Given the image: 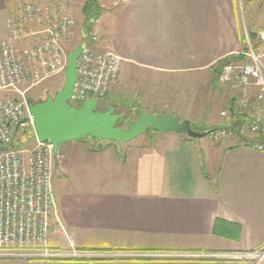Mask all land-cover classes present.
I'll list each match as a JSON object with an SVG mask.
<instances>
[{"label": "crops", "instance_id": "crops-1", "mask_svg": "<svg viewBox=\"0 0 264 264\" xmlns=\"http://www.w3.org/2000/svg\"><path fill=\"white\" fill-rule=\"evenodd\" d=\"M252 2L113 0L112 13L104 14L100 30L113 39L115 55L135 71L179 78L183 90L192 83L193 101L187 102L194 109L201 101V71L211 67L214 72L223 58L247 53L242 29L250 20ZM10 10L9 0H0V37L6 33ZM122 45L128 46L127 59ZM153 87L156 91V82ZM222 88H227L228 101L223 111L245 94L234 84ZM219 117L217 126L230 124L231 119ZM58 153L62 158L55 169L66 176L79 170L108 174L94 190L85 187L79 206L73 203L72 217L64 215V204L57 205L62 230L51 232L50 245L66 248L69 239L76 248L100 256L74 264H252L236 257L264 246V153L240 146L237 138L213 142L210 137L153 131L104 149L72 141L60 145ZM192 254L212 257H170ZM131 255L143 257L128 258ZM151 255L156 257H146Z\"/></svg>", "mask_w": 264, "mask_h": 264}, {"label": "built area", "instance_id": "built-area-1", "mask_svg": "<svg viewBox=\"0 0 264 264\" xmlns=\"http://www.w3.org/2000/svg\"><path fill=\"white\" fill-rule=\"evenodd\" d=\"M9 3L6 33L0 37V94L10 96L0 100V260L58 262L82 258L87 254L78 252L69 239L66 248L49 243L51 232L62 230L52 187L55 163L62 155L58 150L54 153L51 143L39 142L35 134L30 148L14 145L15 138L34 133L25 94L52 77L65 75L76 36L70 12L73 1ZM91 25L78 34L83 51L76 60V82L68 100L74 108L92 99L99 106L119 75L120 58L101 49L99 36L89 29ZM244 56L246 61L229 62L220 68L219 82L237 85L245 94L235 107L220 114L224 120L231 119L230 124L216 127L208 135L213 142L237 138L240 146L264 153V68L250 45ZM237 258L264 264V246Z\"/></svg>", "mask_w": 264, "mask_h": 264}, {"label": "rangeland", "instance_id": "rangeland-1", "mask_svg": "<svg viewBox=\"0 0 264 264\" xmlns=\"http://www.w3.org/2000/svg\"><path fill=\"white\" fill-rule=\"evenodd\" d=\"M73 4L71 6V15L75 21V38L74 42L71 45L72 50L79 46L80 37L79 32L83 28H87L85 26L84 18L81 14V8L85 0H72ZM98 2L103 5V8L100 7L99 15L96 18L100 19L99 23L95 22L91 25L93 31L100 36V45L103 51H108L114 53V41L113 39L107 38L100 30L101 25L105 21L104 14L112 13V3L113 0H98ZM250 20H246L245 28L242 29L243 36L247 41V45L251 46V49L260 57L261 64L264 68V0H253L250 6ZM102 13V16L100 15ZM102 17V18H101ZM88 29V28H87ZM98 35V36H99ZM253 36V42L249 40V36ZM248 45V46H249ZM124 53V57L128 58V46H120ZM249 50V47H248ZM248 52V51H247ZM115 54V53H114ZM119 66V75L112 85L109 93L105 96L102 101V108H106L111 105L116 109V113L122 114L123 117L118 123V128L121 130H128L130 125L138 118V112L144 111L146 113H157L156 115H162L163 113H172L176 115L177 120L182 122L187 120L191 123V127L193 131L200 132L202 129H206L208 125L211 127H219L220 113L224 112L223 110L226 108V104L224 96L227 95L224 93V89L222 88L221 82H219V75L217 79L214 77V73L210 68L203 69L200 75L201 81V93L199 94L201 101L199 104L193 108H189L188 99L193 101V93L192 83H186L185 89L183 90L178 84L179 78H175L172 76L166 75V77H157L155 75L152 76L151 71L145 70H134V68L130 65L128 61H125L123 58L120 59ZM132 67V68H131ZM65 80V75H59L50 78L46 82L42 83L38 87L28 91L25 94V100L28 104H35L39 102H43L46 100L47 96H55V94L63 88ZM198 78L196 77V81ZM157 83L158 88L161 91H154V83ZM163 83L159 84L158 83ZM227 85V84H226ZM197 87V85H196ZM255 90V88H252ZM186 93H183V91ZM242 90V88H241ZM182 91V93H181ZM226 92V91H225ZM197 96V95H196ZM243 96V95H242ZM10 98L8 94H0V100H5ZM184 98V100H183ZM228 100V99H227ZM183 102V103H182ZM238 100H236L235 106L238 104ZM192 104V103H191ZM156 105V107H154ZM234 106V107H235ZM193 107V106H192ZM222 111V112H221ZM224 119V118H223ZM153 132L151 129L144 131L139 136H146ZM205 139H208L209 135L203 136ZM141 138V137H140ZM89 146L94 145L97 149L105 148V146L110 145L114 142L112 141H96L91 138H87L85 140ZM34 143V133L27 132L23 134V137L15 138L14 145L17 146H27L31 147ZM107 144V145H106ZM67 175V174H66ZM65 173L60 169L54 168L53 178H52V187L53 193L56 199V204L59 203L64 204V215H69L72 217L75 207L79 206L78 201L81 197H83L82 192L87 190L85 187L94 190V186L98 183H102L107 180V173L103 171H90L88 174L81 173V171H77L75 173H70L66 176ZM67 177V178H66ZM85 182L86 185L81 187L80 183ZM91 183V184H88ZM97 186V185H96ZM88 189V190H90ZM71 202V205H68V202ZM75 204V207L73 205ZM62 207V206H61ZM75 246V245H74ZM78 252L81 254H87L82 258H75L73 260H95L100 258L97 252H91L87 250H82L76 248ZM113 250V249H112ZM115 250V249H114ZM100 253V252H99ZM138 257H143L141 255H137ZM135 256V257H137ZM176 255H171L173 257ZM119 257V256H117ZM128 257V256H127ZM134 257L133 255L128 258ZM134 257V258H135ZM147 258H155L156 256H146ZM237 258V257H236ZM237 260H246L249 259H237ZM69 261H58L62 263H67ZM251 261V260H250ZM48 262V261H46ZM52 262V261H50ZM57 262V261H55ZM0 264H26L25 261H9V262H1ZM30 264V263H28Z\"/></svg>", "mask_w": 264, "mask_h": 264}, {"label": "water", "instance_id": "water-1", "mask_svg": "<svg viewBox=\"0 0 264 264\" xmlns=\"http://www.w3.org/2000/svg\"><path fill=\"white\" fill-rule=\"evenodd\" d=\"M82 51L83 47L79 45L68 54L64 85L55 96H47L43 102L28 104L36 139L51 143L54 153L64 143L87 138L116 144L129 143L149 129L157 133L184 134L193 139L207 135L193 131L188 121L180 122L170 115L156 116L144 111L138 112V118L128 130H121L118 123L123 115L116 113L111 105L105 111H99L97 100L92 99L79 108L69 106L68 100L76 82V60Z\"/></svg>", "mask_w": 264, "mask_h": 264}, {"label": "trees", "instance_id": "trees-1", "mask_svg": "<svg viewBox=\"0 0 264 264\" xmlns=\"http://www.w3.org/2000/svg\"><path fill=\"white\" fill-rule=\"evenodd\" d=\"M99 12H100V7L97 3V0H85V2L82 5V8H81V14L84 18L85 26H87L89 24L91 25L94 21H96V19H97L96 16L99 15ZM252 37H254V35L249 36V40L251 41V43L254 40V39H252ZM239 60L246 61L247 59L245 56H237V57L236 56L235 57L234 56H228V57L220 60L217 63L216 68L213 72L215 79H217V76L219 75V70L223 64H226L229 62H234V61H239ZM231 109H229V110H231ZM167 115H169V114L163 113L162 115H158V116H167ZM199 133H207V135H208L209 131L205 132L204 130H201ZM80 142H83V141H80ZM91 261H93V260H82V261L73 260V261H69L67 263L74 264V263H83V262H91Z\"/></svg>", "mask_w": 264, "mask_h": 264}, {"label": "flooded vegetation", "instance_id": "flooded-vegetation-1", "mask_svg": "<svg viewBox=\"0 0 264 264\" xmlns=\"http://www.w3.org/2000/svg\"><path fill=\"white\" fill-rule=\"evenodd\" d=\"M101 106H102V102L98 106V110L99 111H105L107 109V107L106 108H102Z\"/></svg>", "mask_w": 264, "mask_h": 264}]
</instances>
